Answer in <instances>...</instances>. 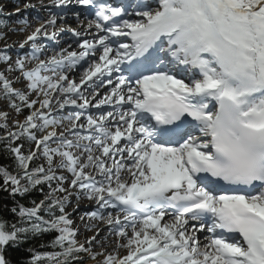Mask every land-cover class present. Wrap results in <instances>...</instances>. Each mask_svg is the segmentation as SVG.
Masks as SVG:
<instances>
[{"label": "snow or ice", "instance_id": "obj_1", "mask_svg": "<svg viewBox=\"0 0 264 264\" xmlns=\"http://www.w3.org/2000/svg\"><path fill=\"white\" fill-rule=\"evenodd\" d=\"M74 2L94 12L83 31L56 28L52 15L19 45L32 51L14 66L9 46L0 50L28 90L0 72V94L17 114L30 110L15 131L0 111L15 161L0 179L13 196L49 188L13 207L16 221L0 219V264L7 246L50 232L52 251L29 264H82L81 253L96 264H264V0ZM71 3L52 0L60 11ZM63 31L80 38L78 50L40 59V38ZM77 66L78 82L68 75ZM22 137L36 150L25 154ZM39 157L46 166L31 167ZM74 194L77 207L81 197L98 205L86 215L118 237L111 252L92 251L95 235L77 240L66 211Z\"/></svg>", "mask_w": 264, "mask_h": 264}, {"label": "rangeland", "instance_id": "obj_2", "mask_svg": "<svg viewBox=\"0 0 264 264\" xmlns=\"http://www.w3.org/2000/svg\"><path fill=\"white\" fill-rule=\"evenodd\" d=\"M77 7L78 5L75 4L74 0L73 3L69 4L67 9L64 11H60L59 9L55 8L52 5V0H0V16L4 17L7 22V24L3 28H0V34H2L3 36V38H0V50L4 49L6 44L9 46V48L7 49V55L11 57V63L14 66L17 55L24 56L26 53H30L32 51L31 42L25 45L23 49H21L19 45L26 39L29 34H31L32 31L35 30L36 27H38L42 22L50 19L52 15L57 14L58 16L56 28L64 27L63 24L67 22L63 21L62 17L64 16V14L74 15ZM33 14L37 17L32 16ZM88 20L89 18H79L77 21L71 23L72 25H70V29L75 28L76 30H78L80 24L86 27ZM24 21H26L27 23H22ZM21 29L23 30L21 31ZM53 30L54 29L49 28V31ZM69 36H73L72 32L63 31L59 32L54 40H48L41 37L39 42L46 45V47L51 51L45 55H40L39 58L46 60L47 58H49L50 54H55V52L58 51L59 48H62L61 42L65 41V38ZM70 45L71 48H69V50H78L77 42ZM68 47L69 45L67 46V48ZM34 65L35 61L27 63L26 66L28 68H31ZM84 66L86 67V64H84ZM7 67L8 66L5 63L0 62V72H3L9 80L13 81V87L27 92V81L23 80L20 72H9L7 71ZM77 68L79 69L78 72H74L76 73L75 75L69 73L68 75L70 79L76 80L78 82L82 75V68L80 66H77ZM18 77H20V79H17ZM103 91L104 90H101L102 93ZM34 98L35 93H32L29 96V99ZM71 110V108H66L64 110L55 112L54 115H66L67 112ZM0 111L7 112L9 114L8 127L13 131L16 130L13 122L23 121V119L17 117L14 112L8 107L6 102L2 100H0ZM90 111L93 114H97L94 108L92 110L90 109ZM37 135L39 136L40 134ZM29 150L35 151L36 145L34 143H31L29 145ZM41 164H44L46 166V162L43 158H41ZM63 174L69 175L67 172H64ZM65 187H67V184L65 185ZM70 199L72 200V204L66 209V211L70 214V218L73 220V227L78 229L77 240L83 243L86 239H89L95 235L96 241L91 245L92 251L111 252L115 247L118 237H116L109 231V226L106 223L101 220L90 219L86 215L89 212L97 210L98 205L93 201H89L86 198L81 197L79 206L77 207L75 194L70 197ZM102 212L105 216H107L108 212H112V214L115 216L118 210L107 209L102 210ZM89 226H91V230H89ZM97 232L99 233L98 235ZM85 246L88 247L87 244ZM123 254L125 253L122 251L121 255ZM81 257L84 261V264H96V261L92 260L87 253H83ZM102 258L103 257L98 256L97 260H101Z\"/></svg>", "mask_w": 264, "mask_h": 264}, {"label": "trees", "instance_id": "obj_3", "mask_svg": "<svg viewBox=\"0 0 264 264\" xmlns=\"http://www.w3.org/2000/svg\"><path fill=\"white\" fill-rule=\"evenodd\" d=\"M4 20L0 18V27H3ZM0 100L6 102L9 107V100L3 95L0 94ZM19 103V101H17ZM17 117H20L24 120L25 116L29 113V109L24 108L21 113L17 114L14 109L9 107ZM22 122V121H21ZM39 134V133H37ZM6 132L3 129H0V166L7 167L10 171L15 170V161L13 155L8 151L9 141L4 139ZM32 142L28 141L25 138H21L16 141L15 144H22V151L27 154L29 151V145ZM41 158L34 160L31 164V167H36L41 164ZM55 186V183H53ZM49 188L45 184L42 186H37V188L32 189L23 196H13L10 191L4 189L3 181L0 179V219L13 222L17 220V216L12 213V208L17 204H22L27 207H31L32 201L39 202L44 199L45 195L48 193ZM47 218V217H46ZM55 233H45L40 236H29L23 242L17 246L9 245L5 248V257L9 261V264H29L33 252H48L52 251L51 248L47 247L49 242L54 238ZM41 245H44L42 247ZM83 253L80 254V256ZM82 264L84 261L82 260Z\"/></svg>", "mask_w": 264, "mask_h": 264}, {"label": "bare ground", "instance_id": "obj_4", "mask_svg": "<svg viewBox=\"0 0 264 264\" xmlns=\"http://www.w3.org/2000/svg\"><path fill=\"white\" fill-rule=\"evenodd\" d=\"M127 2L129 1V0H126ZM78 11V13L79 14H82V15H86V13H88L89 12V10H87V8H85L84 10H77ZM81 12V13H80ZM32 16H34V17H37L36 15H32ZM77 18L78 17H76V18H68V15H64L63 16V18H62V20L63 21H66L67 23H64L63 24V26H64V28L65 29H70V25H72L71 23H73L74 21H77ZM78 25V24H77ZM85 26H83V25H79V27H78V30L79 31H83V28H84ZM73 29H75V28H73ZM86 36H87V38H89V39H91V35H88V34H85ZM72 43H75V39H74V37L73 36H69V37H66L65 38V41H63L62 42V48H67V46L68 45H70V44H72ZM68 44V45H67ZM57 46V45H56ZM51 50L50 49H48L47 48V51L44 53V55L45 54H47L48 52H50ZM52 55H54V53L53 54H50L49 55V57L50 56H52ZM48 59V58H47ZM78 69L79 68H76V69H74L73 71H71V72H69V74H76V73H74V72H78ZM92 110V109H91ZM201 233V232H200ZM205 233V236L204 237H206V236H208L209 234L207 233V232H204ZM199 233H197V235H198ZM205 241V240H204ZM203 241V242H204Z\"/></svg>", "mask_w": 264, "mask_h": 264}]
</instances>
